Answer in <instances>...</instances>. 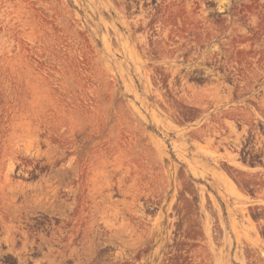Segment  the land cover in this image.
<instances>
[{
  "label": "rangeland",
  "instance_id": "1",
  "mask_svg": "<svg viewBox=\"0 0 264 264\" xmlns=\"http://www.w3.org/2000/svg\"><path fill=\"white\" fill-rule=\"evenodd\" d=\"M0 264H264V0H0Z\"/></svg>",
  "mask_w": 264,
  "mask_h": 264
}]
</instances>
